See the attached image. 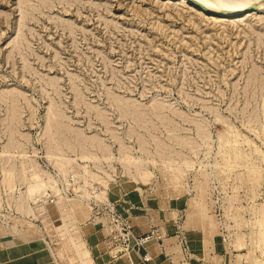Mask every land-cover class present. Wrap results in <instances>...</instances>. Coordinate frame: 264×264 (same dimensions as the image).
Returning <instances> with one entry per match:
<instances>
[{
  "label": "rangeland",
  "instance_id": "obj_1",
  "mask_svg": "<svg viewBox=\"0 0 264 264\" xmlns=\"http://www.w3.org/2000/svg\"><path fill=\"white\" fill-rule=\"evenodd\" d=\"M259 1L228 18L183 0H0V254L43 239L81 264L91 224L116 248L94 199L122 206L125 184L133 209L180 207L153 228L184 258L197 215L227 264H264Z\"/></svg>",
  "mask_w": 264,
  "mask_h": 264
},
{
  "label": "crops",
  "instance_id": "obj_2",
  "mask_svg": "<svg viewBox=\"0 0 264 264\" xmlns=\"http://www.w3.org/2000/svg\"><path fill=\"white\" fill-rule=\"evenodd\" d=\"M118 191L121 195L122 190L119 188ZM123 191L124 199L128 203H122L118 209L122 214L130 217L135 234H144L153 226L165 224L169 214H164L160 210L164 212L172 210L176 213L181 211L176 203L172 204L173 208L166 207L160 210L156 207H150L148 210L145 208L133 209L129 203L137 201L136 193L125 184ZM113 192L115 193L113 198L108 197L111 201L119 199L116 191ZM197 222L199 223L197 215H195L187 217L184 224V238L190 254L188 258H184L181 246L171 235L164 240L162 238L150 239L144 246L134 247L129 254H118V248H114L110 238L103 235L102 231L98 230L99 227L94 224L89 226L91 233L82 236L85 250L80 251L79 258L81 264H227L225 252L219 254L220 252L215 251L214 246H212L217 242L215 236L201 234L202 227ZM166 229L171 231L169 234L174 232V227L167 226ZM161 232L163 233L162 229ZM42 240H15L13 245H9V247L8 245L2 246V253L0 254L2 264H56L55 255L49 243L45 240L43 241L46 243L40 242ZM181 242H183L182 239ZM144 254H148L149 261L143 260Z\"/></svg>",
  "mask_w": 264,
  "mask_h": 264
},
{
  "label": "built area",
  "instance_id": "obj_3",
  "mask_svg": "<svg viewBox=\"0 0 264 264\" xmlns=\"http://www.w3.org/2000/svg\"><path fill=\"white\" fill-rule=\"evenodd\" d=\"M55 174L56 177H59L60 175L58 172ZM72 176L74 177V174ZM74 181H76L75 177ZM98 195L99 194L95 195L96 197L94 201L96 204L95 207H93V210L96 212V216L101 215L103 212L107 213L109 217V224L113 228V238L115 239V245L118 249H121L126 254H129L134 247H142L148 242V240L153 239L154 237L157 238L159 235H161L158 229L152 227L145 235L136 236L133 231V224L130 217L128 215L122 214L115 205L99 203L102 202L104 197H99ZM142 258L144 261L150 260L148 254H144Z\"/></svg>",
  "mask_w": 264,
  "mask_h": 264
},
{
  "label": "bare ground",
  "instance_id": "obj_4",
  "mask_svg": "<svg viewBox=\"0 0 264 264\" xmlns=\"http://www.w3.org/2000/svg\"><path fill=\"white\" fill-rule=\"evenodd\" d=\"M186 1H190V0H183V2H186ZM192 1L199 2V3L203 4L204 6H206L207 8L208 7H209V9L211 8V10H213L214 12L217 11V13H218L219 11H222L221 13L225 12L226 14H229V16H234L233 15L234 13L241 12L247 6H249V5L255 3L259 0H244V1H239V2L227 1V0H192ZM263 6H264V3H263ZM258 8H260V6ZM258 8H256V9H258ZM254 11H252L250 13H246L244 16L247 17V16L251 15V13H253Z\"/></svg>",
  "mask_w": 264,
  "mask_h": 264
},
{
  "label": "water",
  "instance_id": "obj_5",
  "mask_svg": "<svg viewBox=\"0 0 264 264\" xmlns=\"http://www.w3.org/2000/svg\"><path fill=\"white\" fill-rule=\"evenodd\" d=\"M190 3L196 7L197 9L199 10H202V11H205L207 12L208 14L210 15H214V16H221V17H232V16H229V14H226V13H217V12H214L213 10L207 8L206 6H204L203 4L199 3V2H195V1H192L190 0ZM260 1H257L249 6H247L245 9H243L241 12H239L238 16H242L246 13H250L252 11H254L256 8H258L260 6Z\"/></svg>",
  "mask_w": 264,
  "mask_h": 264
}]
</instances>
